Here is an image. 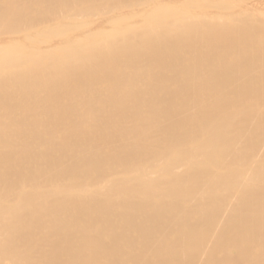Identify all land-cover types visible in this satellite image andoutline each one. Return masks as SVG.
Returning a JSON list of instances; mask_svg holds the SVG:
<instances>
[{"label":"bare ground","instance_id":"bare-ground-1","mask_svg":"<svg viewBox=\"0 0 264 264\" xmlns=\"http://www.w3.org/2000/svg\"><path fill=\"white\" fill-rule=\"evenodd\" d=\"M0 264H264V0H0Z\"/></svg>","mask_w":264,"mask_h":264}]
</instances>
